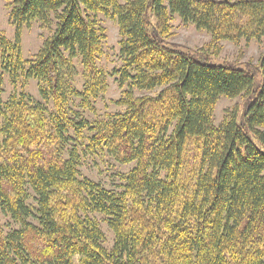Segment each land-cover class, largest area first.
Masks as SVG:
<instances>
[{
  "label": "trees",
  "instance_id": "trees-1",
  "mask_svg": "<svg viewBox=\"0 0 264 264\" xmlns=\"http://www.w3.org/2000/svg\"><path fill=\"white\" fill-rule=\"evenodd\" d=\"M5 1L15 34L0 33V92L4 77L33 80L42 104L23 92L0 102V264H264V54L251 67L261 87L235 62L212 63L223 40L264 38V0ZM98 14L117 23L129 90L123 113L94 127L68 114L70 99L103 92ZM175 16L210 34L205 49L171 44ZM33 21L49 36L26 61L21 29ZM76 58L79 93L64 77ZM220 98L241 99V110L215 125ZM100 152L132 165L119 185L81 175L80 161Z\"/></svg>",
  "mask_w": 264,
  "mask_h": 264
},
{
  "label": "rangeland",
  "instance_id": "rangeland-1",
  "mask_svg": "<svg viewBox=\"0 0 264 264\" xmlns=\"http://www.w3.org/2000/svg\"><path fill=\"white\" fill-rule=\"evenodd\" d=\"M97 21L99 26L103 29V34L105 36V39L100 44V52L96 58V67L105 76L103 92L98 93L96 97H92L84 103L81 102L78 97L73 98L75 100L70 99L72 100L70 103L71 112L68 114L70 118H74L76 114H78L83 119H86L89 124H94V127L96 123H102L110 116L123 113L124 108L117 105V103L124 97L125 91L129 90L127 84L120 83V72L123 70L124 66L123 60L120 57V37L117 23L102 14L97 15ZM242 22L243 21H241L240 24ZM171 26L172 36L170 42L180 47V49L195 51L205 49L211 39L207 31L198 30L193 24H185L176 16L172 17ZM0 33L10 41L14 40L15 29L10 25L9 8L5 0H0ZM48 36L49 31L42 28L38 22L33 21L28 26L21 29L20 47L22 58L26 61L34 59ZM230 38L234 39V36L231 35ZM238 41V43H234L223 40L220 43L219 53L212 58V63L221 64L223 62H235L238 67L251 73L255 77L256 85L261 87V76L256 74L251 67L256 65L259 56L264 54V38H262L260 42L255 40L246 42L245 39H238ZM64 77L73 90L78 93L83 91L86 77L78 58L72 61V65L68 69H65ZM160 90L161 88H157L151 92L134 89L131 91L134 98H139L143 96L155 97ZM21 92L29 96L33 101L42 104L36 81H19L17 85L12 86L7 77H4L0 92V102H5L8 100L9 96ZM241 104L242 100L239 98L234 100L220 98L214 108V124L218 125L224 119L225 115L230 113L233 107H239L241 110ZM45 106L47 111L51 113L52 105L49 104ZM158 112L159 109L154 114L155 117H158ZM73 143L75 144L76 142ZM193 154L194 151L189 146L183 163V176H190L192 174L191 172L194 168L193 161H191ZM80 164V173L82 176L95 182L99 181L110 188L119 185L121 183L119 175L128 173L132 167V165H118L102 152L98 155L92 154L86 156L80 161ZM95 217L105 236L104 247L110 249L113 244V234L104 223L102 216L95 215ZM1 223L9 227L15 226L6 218H1Z\"/></svg>",
  "mask_w": 264,
  "mask_h": 264
}]
</instances>
